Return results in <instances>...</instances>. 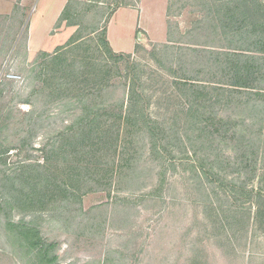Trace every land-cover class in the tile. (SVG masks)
I'll list each match as a JSON object with an SVG mask.
<instances>
[{
	"label": "rangeland",
	"instance_id": "obj_1",
	"mask_svg": "<svg viewBox=\"0 0 264 264\" xmlns=\"http://www.w3.org/2000/svg\"><path fill=\"white\" fill-rule=\"evenodd\" d=\"M122 1L68 0L62 27L50 34L56 0H48L46 7L45 0H34L23 23L0 18V181L30 163L37 169L26 171L29 179L49 178L48 172L55 171L57 180L72 189L81 181V190L74 189L69 199L58 191L35 215L19 204L7 213L15 221L24 215L35 220L44 238L58 243L63 264H264V233L253 221L254 200L241 194L264 197V149L257 165L252 161L246 167L219 133L208 142L216 150L200 149L199 156L168 144L187 117L191 91L181 81L226 87L214 82L227 78L215 74L209 55L193 51L206 49L190 45L205 43L208 36L200 18L204 0H146V9L143 0H126L138 3L143 15L134 29L136 12L121 9L112 18ZM29 25L33 49L48 54L40 50L29 56ZM104 29L113 51L124 53L121 59L102 48ZM74 37L80 39L69 44ZM59 48V66L53 70L47 55ZM69 63L73 70L66 75ZM244 99L225 92L222 105L210 107L205 122L219 131L222 120L245 119L246 131L264 140V112L240 113ZM91 104L108 110L99 115L101 135L110 141L119 134L121 140L100 147L101 162L87 157L86 170L80 154L52 151L78 136V121L88 116ZM131 109L140 118L139 131L125 121L113 124L121 111L125 118ZM213 110L218 114L208 118ZM145 116L159 123L152 133L143 125ZM118 125L119 132H108ZM166 126L168 133L162 132ZM207 152L217 164L215 170L207 166L205 174L198 158ZM74 173L78 180L70 176ZM5 213L0 212V264H33L28 249L7 229Z\"/></svg>",
	"mask_w": 264,
	"mask_h": 264
},
{
	"label": "trees",
	"instance_id": "obj_2",
	"mask_svg": "<svg viewBox=\"0 0 264 264\" xmlns=\"http://www.w3.org/2000/svg\"><path fill=\"white\" fill-rule=\"evenodd\" d=\"M218 1L221 4L222 17H225L226 19L219 22L220 25L215 24L214 28H212L215 38L218 36L217 40L219 41L217 43H213L212 45H209L210 43L205 44V46H212L216 49L205 51L193 49V51L197 53L205 52L209 55V64H211L210 67L216 69L215 74L221 73L222 76L227 78L226 80L214 82L226 85V87L217 85L208 86L203 83L181 81L182 83L180 84L186 86V91H191L192 95L191 92H189V95L186 94L188 106L186 107L187 117L186 120H184V126L182 128H177L173 132L171 141H169L168 144L177 147L184 153L188 150H193L195 153L193 156H199L198 152L200 149L208 147L209 149L216 150V148L211 146L209 143L210 141L213 142L216 139L215 134L219 133L223 137L224 143L227 145L226 147L229 146V148L233 151L241 154L242 159L240 162L242 165L247 167L249 165L247 162L252 161L257 165V162L260 161V158L262 157L264 140H262L260 135H256L255 132L246 131L247 129L243 127L246 123L245 119L240 121H234L229 118L225 121L222 120V129L217 131V129H215L216 125L214 126V124L205 122L207 119L204 118L206 113H211L210 107L217 104L220 106L222 105L223 94L225 92H228L230 95L237 93L238 95L246 98L244 101H240V113L254 114L259 109L261 112H264V86L260 84L264 81V27H249L247 23L243 22L240 25L234 23L238 13L236 14V12L231 10L232 6L238 5L247 7L250 0ZM245 12L246 10H244V12H239V15L242 17L247 16V12ZM210 14L212 13L209 12V15ZM263 14L264 12L261 16ZM217 30H219V34L216 36ZM232 34L236 40H232ZM78 39L79 37L72 38L69 44H72ZM101 42L103 45L102 48L108 55H110V57L119 60L125 56L124 53L119 54L113 51L107 39L105 29L101 37ZM190 44L202 46L200 41H191ZM62 48H59L57 53L53 56L47 55V58H51L53 70L59 66L56 64L55 60L61 55L59 52ZM219 49L220 51H216ZM64 60L66 59L64 58ZM69 65V73L67 72L66 75L72 74L73 63H69ZM95 82L98 83L97 80ZM132 107L136 108V105ZM101 111L105 112L108 110L96 108V106H93L92 104L90 107L87 106L86 112L89 113L88 116H84L80 119V121H78V136L71 139H65L64 142L60 144L58 150L52 151L53 154H80L78 155V161L81 167L86 170L90 169L88 163L91 161L86 160L87 157L93 158V161L96 163L101 162L99 159L101 158L100 155L102 153L100 147L107 146L109 144L112 145L121 140L119 134L112 136L110 141L104 138V135H101V131L103 130L101 128H104L99 122V115H101ZM129 112H131L129 116L124 118L123 111H121L117 117H114L113 124L117 123L116 121L119 120L120 122L118 124L125 121L128 122V126H132L133 129L139 128L141 125H139L140 118L137 116V112H134L132 109ZM108 113L105 114L108 115ZM131 114L134 115L135 118L131 117ZM217 114L218 111L213 110L212 115L207 117L209 118ZM145 117L143 125H145L152 133L155 127H158L159 123ZM212 119H214V117H212ZM112 129L119 132V125L117 127L110 126L107 128L108 132H111ZM169 130L170 128L167 129L166 126L162 129V132L168 133ZM153 145V150H157V145ZM212 154L213 153H209L207 157L198 158L199 166L205 171V174L208 173L206 172L207 166L210 167V170H215L214 165L217 164V157H215V160H210ZM228 162L231 163V159H229ZM112 163L114 164L115 161L113 160ZM36 164L30 163L23 165L19 171L14 173V175H5L2 181H0V212L3 211L7 213L10 211L8 209H12L13 206L19 204L17 207L26 211L25 213L35 215L34 212L38 209H45L49 200H53L58 191H61L60 194H58L61 195L62 198L69 199L68 197L75 192L74 189H76V191L81 190V181H77L75 184L76 186L72 189L73 187L68 185L66 181L57 180L60 175L58 176L55 174V171L48 172L52 175L49 178L44 177L43 174H39L29 179V177L25 176L27 174L26 171H35V169H37ZM193 168L197 169V166H193ZM100 170L103 169H101V167L100 169L97 168L98 172L95 173L99 175L101 172ZM74 175L71 174L70 176H72L75 180H78V176L75 173ZM69 179L73 180L71 177H69ZM30 181H34L35 183ZM49 192L50 196L48 195ZM241 194L243 196H247L249 194L247 199L248 201L254 200L253 203H251V205L253 204L255 208L253 221L258 226V229L264 233V197L259 194L258 197L254 199V196L249 191L242 192ZM80 201L82 202V200ZM6 213L4 218L7 229L16 235V238L21 241L22 246H25L28 249V252L32 255L33 264H63L58 254V243L45 239L38 224L34 222L35 220L32 218L26 220V216L24 215L21 219L15 221L13 220L12 215H10L11 213ZM250 218L251 216H249V219Z\"/></svg>",
	"mask_w": 264,
	"mask_h": 264
},
{
	"label": "crops",
	"instance_id": "obj_3",
	"mask_svg": "<svg viewBox=\"0 0 264 264\" xmlns=\"http://www.w3.org/2000/svg\"><path fill=\"white\" fill-rule=\"evenodd\" d=\"M33 1L34 0H0V18H4L6 16H9L10 19L14 20L15 22H17L16 20L20 19V22L23 23V21L26 19V14L28 12H30L32 10L33 7ZM68 0H56L57 3V12H56V19L55 22L52 23L50 25V30H49V34L52 30L55 29V31L58 32L60 26L62 27L63 25V17H62V12L64 9V6L66 5ZM76 3H79L80 1H84V0H74ZM86 1V0H85ZM89 1V0H88ZM137 2V0H135ZM139 1V0H138ZM141 1V0H140ZM140 1L138 3H140ZM252 2V4H248V6H238V5H233L232 6V11L236 12V21H234V23L237 24H241L243 23H247L249 25V27L251 26H263L264 27V14L261 16V14L264 12V0H250ZM48 0H45L44 6H49L50 4L47 5ZM118 4V2H116ZM138 3H135L134 1H129L127 2L126 0H123L122 2H120V4L118 5H122V6H118L116 5L118 8L116 10V12L114 13V15H112L113 20L115 19V14H117L118 11H120L121 9H124L126 11L129 12H136L137 13V19L135 22V25L133 27V29L135 28V26L137 25V23H142L144 21L143 19V15L140 14V11L136 8V5ZM203 8H202V16L201 18V23L202 24V28L203 31L206 33L207 39L204 43L202 44V47L206 50H213L216 49L212 46H205V44L210 43L209 45H212L213 43H215L213 40H215L216 42H218V34H219V30H217L216 33V38H215V34L213 30H208V29H212L214 28V25H220L219 22H221L222 20H225V17H222L221 14V4L218 0H204L203 2ZM126 5V6H125ZM141 6L145 7L146 6V0H143L140 4ZM140 6V9H141ZM44 9H47L45 8ZM146 9V7H145ZM244 10H246V14L247 16L242 17L241 15H239V12H244ZM209 12H211L212 14L209 15ZM12 13V15H10ZM260 14L259 16H257L256 14ZM147 14V12H146ZM145 16V15H144ZM251 16V17H250ZM12 17V18H11ZM147 17V16H145ZM63 18V19H62ZM111 18V19H112ZM148 18V17H147ZM62 20V21H61ZM112 20V21H113ZM111 21V20H110ZM21 23L19 25H21ZM57 23V24H56ZM23 25V24H22ZM219 29V28H218ZM134 31V30H133ZM33 32L30 30V25L28 28V45H29V56L31 55V53L34 51H40L41 52H47L46 50H42L40 49H33V45H32V34ZM232 40H236L234 35L232 34L231 36ZM80 39V38H79ZM78 39V40H79ZM109 41V37L107 38ZM133 42V41H132ZM110 43V41H109ZM131 48H129L128 50H132L133 44H131ZM191 46H195L194 44H190ZM111 46V45H110ZM127 51V50H125ZM216 51H220L216 50Z\"/></svg>",
	"mask_w": 264,
	"mask_h": 264
}]
</instances>
